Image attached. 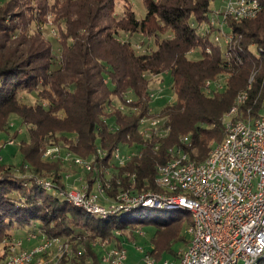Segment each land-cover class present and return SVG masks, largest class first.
<instances>
[{
    "label": "trees",
    "instance_id": "1",
    "mask_svg": "<svg viewBox=\"0 0 264 264\" xmlns=\"http://www.w3.org/2000/svg\"><path fill=\"white\" fill-rule=\"evenodd\" d=\"M118 1L127 2H0V134L13 132L15 152L21 156L16 165L0 157V261L8 255L7 243L37 228L71 245V256L59 264H102L94 241L109 239L111 246L122 247L137 231L154 227L146 252L156 262L165 254H173L177 262L191 241L189 214L135 219H126L128 213L90 215L61 195L68 191L69 169L59 160L44 159L43 152L59 146L94 160L95 174L73 173L86 180L108 179L111 200L123 192L157 193L159 167L178 152L195 164L208 158L212 145L224 139L225 115L240 96L247 99L238 105L236 119L256 117L262 110L264 0H259L255 18L229 19L232 41L226 48L202 38L193 26L211 17L213 0H143V18L128 3L118 13ZM49 18L58 30L54 40L41 30ZM136 40L144 51L136 50ZM192 51H199V57L192 59ZM158 78L175 99L153 111L150 91ZM207 81H223V90L214 87L209 93ZM22 94L32 95L35 102H26ZM159 116L164 118L163 136L141 132L142 118ZM14 117L18 128L11 126ZM118 147L137 151L122 167L112 160ZM37 179L50 181L51 190ZM158 210L164 215L173 211Z\"/></svg>",
    "mask_w": 264,
    "mask_h": 264
},
{
    "label": "built area",
    "instance_id": "2",
    "mask_svg": "<svg viewBox=\"0 0 264 264\" xmlns=\"http://www.w3.org/2000/svg\"><path fill=\"white\" fill-rule=\"evenodd\" d=\"M260 10L259 0H226L224 6L215 10L207 21L193 26L202 38L227 46L232 41V35L226 32L228 20L253 19ZM134 47L139 52L144 51L140 43L136 42ZM206 51L211 53L210 48ZM222 82L207 81L206 89L209 93L214 87L221 91L224 87ZM162 93L163 88L155 86L150 91L151 100ZM246 99V96H240L237 106L225 115V137L212 145L203 163L195 164L189 161L187 154L178 152L172 161L159 167L157 185L160 192L157 193L132 195L123 192L111 200L106 194L111 186L108 179L101 181L92 177L86 180L81 174L71 172L77 169L95 174L97 164L94 160L75 156L59 146L45 149L43 158L59 160L68 167V191L61 195L90 215L109 218L138 208L187 212L192 218L188 229L190 244L179 252L177 262L165 260L163 264H255L258 258H264V105L258 116L236 119L238 105ZM120 109L123 110L124 106L121 105ZM140 130L163 136L164 118H142ZM136 154L134 149L118 147L112 154V160L122 167ZM36 183L51 190L50 181L37 179ZM137 233L144 235L143 231ZM25 242L34 245L26 248ZM95 245L103 250V256H100L102 264H128L124 245ZM137 250L142 249L138 247ZM7 251V257L0 264H59L64 256L72 254L67 241L60 237L39 239L34 232L26 237V241L7 243ZM155 262L145 252L141 264Z\"/></svg>",
    "mask_w": 264,
    "mask_h": 264
},
{
    "label": "rangeland",
    "instance_id": "3",
    "mask_svg": "<svg viewBox=\"0 0 264 264\" xmlns=\"http://www.w3.org/2000/svg\"><path fill=\"white\" fill-rule=\"evenodd\" d=\"M2 0H0L1 2ZM226 0H213L211 3V9L215 10H219L223 7V3H225ZM130 4V6L133 8L134 12L136 13L138 18H143L146 14V7L144 5L143 0H127V2L125 1H118V7H117V12L122 14L124 11V7L125 5ZM229 21V20H228ZM44 33V36L46 38H50L53 39L54 38H58V30L52 25V19L49 18V21L42 27L41 29ZM227 33H229V29L226 30ZM140 39V38H139ZM143 40V42L145 44L150 43L149 40L146 39H141ZM136 42H140L138 40H136ZM152 44V42L150 43ZM222 48H226L224 44H221ZM199 57V51H195L191 53V58L192 59H196ZM163 78H158L155 81V86H161L163 88V93L161 96H158L155 100L152 101V105L156 108L153 107V111H157V107H159L162 103H165L166 101H169L170 103L172 101H174V95L171 94L168 91V86L166 85V83L162 82ZM21 97H24V100L26 102H31L34 103L35 99L33 98L32 95H26V94H22ZM157 109V110H156ZM17 119L14 117L11 120V126H13V128H18V123H17ZM14 124L16 126H14ZM14 130V129H13ZM24 128L20 129L21 135L20 138L24 139ZM9 142H12L13 144H9ZM217 144V143H216ZM15 140H14V136H13V132L11 131V133H9L8 136H4L0 134V157L3 158L6 162V164L9 165H16L19 164L21 162V156L18 152H15ZM73 172V171H71ZM176 214H187V212L185 211H170L164 214H162L161 211H159L158 209H137L136 211L132 212V213H128L125 215L126 219H135V218H141V217H146V216H168V215H176ZM36 232L34 231V233H36L37 235H39V239H42L43 237H47L46 234H44L41 230H37ZM144 232V235H139L138 233L134 235V239H132V236L129 233H126V235L131 236V240L130 241H125L124 242V247L127 250V257H128V264H141L142 263V257L145 254V252L151 247L150 241L154 232V227H147ZM26 233V232H25ZM24 235V238L22 236V238L18 237L17 239H21L26 241V237L28 235L31 234V232H29L26 236ZM187 235V234H186ZM190 235H187V238L189 239ZM103 244L106 243L107 245H112L111 241L109 239H106L104 241H94L93 244ZM25 245L27 246L28 243L25 242ZM30 246L26 247V248H32L33 247V243L29 244ZM99 248L97 249L98 254L102 257L103 256V250L100 246H98ZM140 247L142 250H137V248ZM181 245H176L175 246V251H179ZM111 248V246H110ZM72 259V258H69ZM68 259V260H69ZM175 259L173 254H165L162 258V260L155 262V264H163V261L168 260L171 262H175L173 261ZM72 262V261H70ZM239 264H242L241 262Z\"/></svg>",
    "mask_w": 264,
    "mask_h": 264
},
{
    "label": "water",
    "instance_id": "4",
    "mask_svg": "<svg viewBox=\"0 0 264 264\" xmlns=\"http://www.w3.org/2000/svg\"><path fill=\"white\" fill-rule=\"evenodd\" d=\"M262 259L263 257L258 258L255 264H259L262 261Z\"/></svg>",
    "mask_w": 264,
    "mask_h": 264
},
{
    "label": "crops",
    "instance_id": "5",
    "mask_svg": "<svg viewBox=\"0 0 264 264\" xmlns=\"http://www.w3.org/2000/svg\"><path fill=\"white\" fill-rule=\"evenodd\" d=\"M227 1H228V0H227ZM224 4H225V3H223V6H224ZM28 246H30V245H29V244H28L27 246L25 245V247H28Z\"/></svg>",
    "mask_w": 264,
    "mask_h": 264
}]
</instances>
